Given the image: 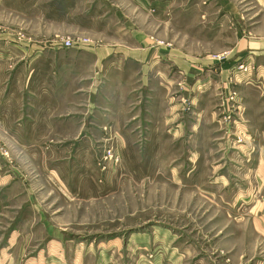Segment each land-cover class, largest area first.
I'll use <instances>...</instances> for the list:
<instances>
[{
    "label": "rangeland",
    "instance_id": "obj_1",
    "mask_svg": "<svg viewBox=\"0 0 264 264\" xmlns=\"http://www.w3.org/2000/svg\"><path fill=\"white\" fill-rule=\"evenodd\" d=\"M0 35L29 51L0 67V264L116 238L126 264H264V151L241 146L263 137L264 0H1ZM161 52L237 86L206 88L196 119L187 78L170 101L124 61Z\"/></svg>",
    "mask_w": 264,
    "mask_h": 264
},
{
    "label": "crops",
    "instance_id": "obj_2",
    "mask_svg": "<svg viewBox=\"0 0 264 264\" xmlns=\"http://www.w3.org/2000/svg\"><path fill=\"white\" fill-rule=\"evenodd\" d=\"M1 1V0H0ZM4 36L7 38V35H0V67L2 65H8L12 64L15 61L19 63L18 65L22 70L27 69L28 71V59H26V56L29 55V51L27 49L22 48L21 50L17 49L16 47H12L9 45V47L6 46L4 41ZM87 48V46H86ZM42 50H39L37 52V55L39 56L42 53ZM88 55H95L94 58L95 60H101L102 59V52H97L95 49H90L88 48ZM255 50L250 51L251 55L255 54L253 52ZM137 55H142V53H136ZM157 54V53H156ZM165 53H159L157 55L154 54V56L144 59L142 56H138V58L135 56H124L125 59L124 61L126 63L130 61H136L139 66H141V70L144 72H141L143 75H145V79H149V81H145L141 79L140 74H139V84L137 86L140 87L141 92L146 91L148 88H153L157 84L161 85L162 87L167 88V91L169 92L170 96L167 97L169 98L170 101L173 100L172 98V88L178 87L177 84L183 79V77L187 78L186 83L188 85H192L195 91L192 96H193V103L195 104V111L197 112V117L196 119H203L206 118L203 114L204 111H206L205 107V102L202 100L203 96H206L209 91H206V88H209L212 90L213 94H216V91L214 90L218 86L221 85V82L224 83L225 85H230L235 88L237 86V83L235 80L229 79V77H224L226 78L223 80L221 77L222 75L219 73L220 69L215 68L213 62H207L202 64L199 67H196L194 69H187L185 67H181L179 64H177L176 58L173 57H167L164 56ZM245 55V54H244ZM250 55V54H248ZM246 57V56H245ZM244 59V57H243ZM242 59V60H243ZM148 60V61H147ZM240 59H238L239 61ZM240 60L239 62H241ZM248 60V59H246ZM237 63V62H235ZM146 68V71H145ZM231 69V67H228ZM258 71L264 72V66L262 65L261 68L257 69ZM231 72V70H229ZM250 74H246L245 77H249ZM252 77V75L250 76ZM222 79V80H221ZM247 79L245 78V81ZM237 81V80H236ZM232 82H235L236 84H232ZM175 84V85H174ZM246 85V82H245ZM211 93V94H212ZM246 102V101H245ZM178 104V103H177ZM245 110V107H244ZM246 111L248 112L247 108ZM264 114V112H263ZM242 116H246L245 112L241 113ZM239 116L237 115V118ZM245 120L240 116L239 119H237L238 126H234V128H241L244 131L245 135H258V133L255 131V129H262L260 131V134L263 136L261 138L260 146L257 147L258 143L256 142L253 146H250L248 143L242 144L243 149L246 150H263L264 151V126L261 124V127H254V124L251 122H244ZM199 126V123H196L194 126ZM197 126V127H198ZM255 128V129H254ZM234 130V129H233ZM222 130H215L213 133L214 134H221ZM239 133V131H237ZM240 134V133H239ZM257 141V140H256ZM221 145V143L219 144ZM262 174H263V185H262V192H263V201H264V162L262 166ZM254 192H251V195H253ZM250 194H247V197ZM121 238H116L112 241H102L100 243V248L97 250L95 246L89 244H83L81 242L79 248L75 251V256H72V259L69 263H66L64 259L55 257V256H49L47 259V263L49 264H126L125 258H124V251H125V242L124 240H120ZM98 243V244H99ZM120 245V247H119ZM118 247L117 252H112V248ZM86 250V254H89L85 257H83V253ZM137 250L139 248L137 247ZM99 252V253H98ZM165 254H157L154 255L151 258L148 257V255H142L141 252H139V264H141V260L144 258L146 261L145 264H159L160 261L163 259ZM142 258V259H141ZM154 258V260H153ZM88 259H91L89 262ZM174 260L175 262H179L182 259V254H177L176 252H173L172 258L170 257V260ZM163 263V262H162Z\"/></svg>",
    "mask_w": 264,
    "mask_h": 264
},
{
    "label": "built area",
    "instance_id": "obj_3",
    "mask_svg": "<svg viewBox=\"0 0 264 264\" xmlns=\"http://www.w3.org/2000/svg\"><path fill=\"white\" fill-rule=\"evenodd\" d=\"M74 45H75V43L71 42L69 40H65V42H64V46H66V47H72ZM241 68H243V66H241Z\"/></svg>",
    "mask_w": 264,
    "mask_h": 264
}]
</instances>
